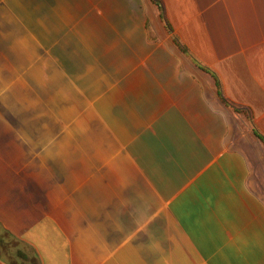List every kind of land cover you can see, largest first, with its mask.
Masks as SVG:
<instances>
[{"label":"crops","instance_id":"obj_1","mask_svg":"<svg viewBox=\"0 0 264 264\" xmlns=\"http://www.w3.org/2000/svg\"><path fill=\"white\" fill-rule=\"evenodd\" d=\"M160 1L165 21L153 0H0L70 32L67 116L0 76L17 264H264V0Z\"/></svg>","mask_w":264,"mask_h":264},{"label":"rangeland","instance_id":"obj_2","mask_svg":"<svg viewBox=\"0 0 264 264\" xmlns=\"http://www.w3.org/2000/svg\"><path fill=\"white\" fill-rule=\"evenodd\" d=\"M62 17L65 16L59 14L57 24L53 13H0L1 83H15L20 76L26 83L28 112L41 103L44 117L68 115L67 94L56 91L65 78L59 77L57 86L52 85L51 78L53 43L58 39L66 41L70 33L63 28L66 23H62ZM59 47L60 53L65 55L67 44ZM74 111L77 115L81 110ZM10 261L17 264L16 259Z\"/></svg>","mask_w":264,"mask_h":264},{"label":"trees","instance_id":"obj_3","mask_svg":"<svg viewBox=\"0 0 264 264\" xmlns=\"http://www.w3.org/2000/svg\"><path fill=\"white\" fill-rule=\"evenodd\" d=\"M154 3L159 7L161 12V17L165 21L164 6L160 0H153ZM168 30L171 32V27L167 24ZM222 100L227 103V101L222 97ZM250 120L252 121V116L250 112H247ZM21 242L19 239L15 238L8 232L0 231V257L12 260V255L16 256L18 259L29 260V255L23 250L19 249Z\"/></svg>","mask_w":264,"mask_h":264}]
</instances>
